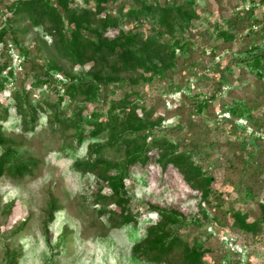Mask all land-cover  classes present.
I'll list each match as a JSON object with an SVG mask.
<instances>
[{
	"label": "rangeland",
	"instance_id": "obj_1",
	"mask_svg": "<svg viewBox=\"0 0 264 264\" xmlns=\"http://www.w3.org/2000/svg\"><path fill=\"white\" fill-rule=\"evenodd\" d=\"M15 1L0 0V155L33 165L0 174V264H187L182 248L156 263L138 255L157 225L160 238L196 246L197 264H264V0H68L93 12L91 36L109 19L103 38L133 31L173 52L134 50L107 80L91 75L96 63L74 62L65 20L11 12ZM36 65H56L70 90L35 83ZM185 151L186 169L164 168ZM136 153L145 165H128ZM125 165L117 195L107 178ZM234 212L259 227L245 231Z\"/></svg>",
	"mask_w": 264,
	"mask_h": 264
},
{
	"label": "trees",
	"instance_id": "obj_2",
	"mask_svg": "<svg viewBox=\"0 0 264 264\" xmlns=\"http://www.w3.org/2000/svg\"><path fill=\"white\" fill-rule=\"evenodd\" d=\"M102 2L103 0H97L99 6ZM36 7L42 8V15L49 16L50 21L56 24V26L62 25L60 23H62L64 20L66 21L68 37L64 35V39L66 40L65 42L67 45V49L71 54L72 59L74 60V62H76V64L85 65V63L87 62H94L97 64V66H100L101 70L99 73L92 72L91 74L97 79L104 76V79L107 80L110 77H113L114 74H116L119 70H124L128 66H130L128 56L134 50H146L147 52L158 51V53H162L164 52V50H166V54L169 53L173 55V52L170 53L168 51V46L165 45V42H161L157 39L155 40L153 37L152 39H143L141 37H138L136 33H133V31H119V33L113 38H103V32L100 33V29L103 28V30H105L108 28L116 27V22L109 19L101 21L98 27L99 31L97 30L96 33L91 36L90 34L86 33L87 31H84L87 30V26L91 24V20L94 17L93 12L85 9L72 8L69 5L68 0H17L10 4L8 9L11 12L17 13L26 9H33ZM58 33L62 35V30L59 29ZM103 69H106V72L102 71ZM55 70L56 65H50L49 67L36 65L35 67H33V71L29 75L35 76V83L53 88L56 93L58 92V88L60 86H63V88L70 90V86L56 79L57 75L54 73ZM2 87L3 82H0V88ZM96 88L97 87L95 86V89ZM60 99L61 97L59 98V100ZM206 103L207 102L200 103L197 109L201 110V108H203ZM31 116L32 117L27 120L28 122L31 119L33 122L34 115ZM1 119H3V117L0 114V120ZM25 123L27 122L25 121ZM102 125L103 124H100L97 129L91 131L89 134L96 136V133L99 131V129H101ZM84 137L85 134L81 133L77 137V139L80 143H82ZM93 152H97L96 148L93 150ZM186 152L187 151L173 153L170 157L167 158L164 168L169 164L174 166L180 164L186 169L187 166H189V163H191L189 160L190 157ZM146 160V157L143 160L140 158V153H136L132 154L129 157V161L127 163L129 165L135 162H141V164L145 165ZM30 165H33V162L25 163L24 161H19L18 163L11 153L3 152L0 155V174L4 171V169H7L9 173L14 177L22 176L29 173ZM128 165H125L122 169H120L116 175L109 176L107 178L110 185L117 187V195H119L118 193L120 189H124L125 177L129 176ZM6 166L7 168H5ZM83 166L85 170H91L97 166V162L95 161V158H92V156H88ZM106 167H104L103 169H105ZM198 173L199 169L195 173H192L190 175V178L196 177ZM212 180V177H208L207 182H211ZM205 185L207 184L205 183ZM237 185L239 186L240 183H238ZM245 192H247L248 195H253L255 193L254 187L247 186ZM205 194H211V190H207ZM121 199L122 198L118 196V201L116 203L122 209L120 215L124 218L125 225H128L131 223L133 217L129 213V211L121 204ZM160 215L165 221L170 222H174L179 217L177 214H173V212L167 211H161ZM232 218L234 222L245 231L252 232L254 229H257L259 227V224L257 222L259 220L248 222V219L241 213L234 212L232 214ZM261 222L264 223V220H262ZM159 226L160 225L151 226L148 229L149 239L144 246H138V255L147 258L148 261L152 263H156L160 261L163 256L173 251V249L182 248V253L185 255L186 263L197 264L199 257L198 248L194 245L190 247L188 244L183 243L178 235L160 238V234H158Z\"/></svg>",
	"mask_w": 264,
	"mask_h": 264
}]
</instances>
